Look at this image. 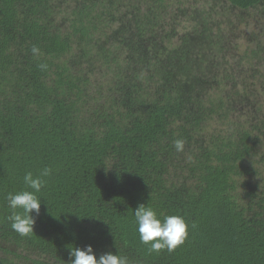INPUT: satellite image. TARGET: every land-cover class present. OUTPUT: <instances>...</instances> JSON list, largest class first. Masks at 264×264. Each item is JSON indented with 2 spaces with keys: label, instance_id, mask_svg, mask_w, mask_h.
<instances>
[{
  "label": "trees",
  "instance_id": "1",
  "mask_svg": "<svg viewBox=\"0 0 264 264\" xmlns=\"http://www.w3.org/2000/svg\"><path fill=\"white\" fill-rule=\"evenodd\" d=\"M45 167L20 236L5 195ZM140 203L182 216L184 243L149 251ZM86 245L264 264V0H0V264H67Z\"/></svg>",
  "mask_w": 264,
  "mask_h": 264
},
{
  "label": "clouds",
  "instance_id": "2",
  "mask_svg": "<svg viewBox=\"0 0 264 264\" xmlns=\"http://www.w3.org/2000/svg\"><path fill=\"white\" fill-rule=\"evenodd\" d=\"M33 54H39V49L33 47ZM42 70L47 65L39 66ZM185 141L177 138L173 141V147L177 152H183ZM51 175V169L45 167L39 176L34 177L32 172H26L23 176L24 188L15 192L7 193L5 200L11 213L6 217L10 222V227L20 236H28L34 232L36 217L40 214L41 198L36 194L41 192L45 181L41 177ZM28 189H31L29 191ZM137 232L141 243L149 246V251L160 252L175 250L183 244L187 237V227L185 219L179 215H164L160 219L157 212L151 206L140 203L134 209ZM67 264H129L127 256L113 253L111 251L100 254L97 258L91 245L83 248L70 247L69 261Z\"/></svg>",
  "mask_w": 264,
  "mask_h": 264
},
{
  "label": "rangeland",
  "instance_id": "3",
  "mask_svg": "<svg viewBox=\"0 0 264 264\" xmlns=\"http://www.w3.org/2000/svg\"><path fill=\"white\" fill-rule=\"evenodd\" d=\"M240 28H243V29L245 28V29H247L245 25H244V26H240Z\"/></svg>",
  "mask_w": 264,
  "mask_h": 264
}]
</instances>
